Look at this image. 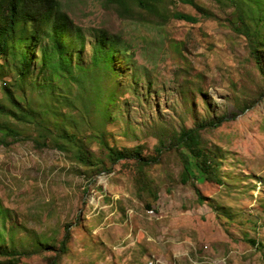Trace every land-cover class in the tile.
<instances>
[{"label": "rangeland", "instance_id": "rangeland-1", "mask_svg": "<svg viewBox=\"0 0 264 264\" xmlns=\"http://www.w3.org/2000/svg\"><path fill=\"white\" fill-rule=\"evenodd\" d=\"M58 1L86 33L105 30L127 50L113 64L121 95L105 122L106 140L118 149L139 148L157 162L142 172L133 160L106 163L110 171L105 173L54 149L36 150L30 141L0 146L5 244L32 249L38 239L57 248L68 226L71 239L58 264H264V56L258 67L245 39L228 24L230 7L192 0L198 11L164 0L166 14L195 21L163 22L134 5L124 13L107 0ZM90 56L86 44L85 64ZM13 78L6 71L0 85ZM42 80L35 74V87L25 85L24 94H18L35 109L50 112L52 97L40 86L47 84L51 94L54 87L56 96L67 85ZM72 84L68 87L74 90ZM0 103L7 104L1 89ZM221 116L226 121L201 130L200 137L223 155L222 183L206 182L194 171L196 178L181 184V160L171 137ZM92 150L102 158L96 146ZM39 251L17 264H49L55 256ZM6 260L0 256V263Z\"/></svg>", "mask_w": 264, "mask_h": 264}, {"label": "trees", "instance_id": "trees-1", "mask_svg": "<svg viewBox=\"0 0 264 264\" xmlns=\"http://www.w3.org/2000/svg\"><path fill=\"white\" fill-rule=\"evenodd\" d=\"M107 1L120 12L128 13L134 5L163 22L169 18L195 21L179 13L166 14L162 9L164 0ZM179 1L200 11L192 0ZM216 1L224 2L230 7L228 24L234 33L245 39L249 55L260 67L264 56V0ZM86 44L91 47L87 64L83 62ZM126 52L118 37L105 30L91 29L86 33L70 19L58 0H0V80L6 75V71L14 77L12 81L1 82L0 85L7 101L6 105L0 103V117L4 121L0 122V146L9 147L18 141H30L36 150L54 149L78 165L88 169L98 167L97 170L105 173L110 171L106 168V163L113 166L120 161L133 160L139 172L156 163L157 157L146 158L139 148L118 149L109 146L106 140L105 122L111 119L110 108L116 107L117 97L121 95L115 79L119 71L113 64L115 56ZM35 74L41 75L42 81H65L67 85L56 96L54 87L51 94L47 84L40 86L42 94L52 97L50 112L41 106L40 111L35 109L32 103H28L30 99L27 96L18 94V91L24 94L25 85L31 89L35 87ZM131 80L132 83L134 74L131 75ZM70 83H73L74 90L68 87ZM55 105L70 110L71 115L57 112ZM246 109L248 108H242L241 112ZM45 114L50 115L53 120L48 117L45 119ZM224 121L225 116H221L216 120L196 124L194 128H182L171 137V141L169 139L171 147L180 156L181 184L196 178L194 171L201 174L206 182L222 183L220 165L223 155L215 146H208L203 142L200 131L216 128ZM17 125L33 130L34 134L20 131V126ZM159 143L163 144L161 140ZM92 146L97 147L102 158L95 155ZM156 152L158 156L161 149ZM194 191L198 200L202 201L201 193L197 189ZM6 212L0 205V223H3ZM12 233L11 229L8 234L10 240ZM70 239L71 234L66 226L57 248L36 239L33 242L34 248L15 250L5 244L0 231V256L7 259L0 264H17L20 258H26L39 250L53 251L55 256L50 259L49 264H58L60 257L67 251ZM249 242L259 246V242L254 240Z\"/></svg>", "mask_w": 264, "mask_h": 264}, {"label": "bare ground", "instance_id": "bare-ground-1", "mask_svg": "<svg viewBox=\"0 0 264 264\" xmlns=\"http://www.w3.org/2000/svg\"><path fill=\"white\" fill-rule=\"evenodd\" d=\"M147 264H153V262L152 261H149Z\"/></svg>", "mask_w": 264, "mask_h": 264}]
</instances>
